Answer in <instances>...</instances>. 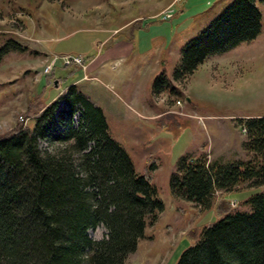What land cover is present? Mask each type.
<instances>
[{"label": "rangeland", "instance_id": "374dc122", "mask_svg": "<svg viewBox=\"0 0 264 264\" xmlns=\"http://www.w3.org/2000/svg\"><path fill=\"white\" fill-rule=\"evenodd\" d=\"M234 1L0 0V39L12 36L26 47L0 63V135L19 122L33 124V117L23 114L30 100L49 103L75 84L101 108L106 131L135 171L157 189L163 209L146 224L125 264H175L193 242L187 231L220 217L171 193L169 176L180 156L204 153L208 161L225 163L251 158L238 118L264 114V2L255 0L262 27L254 39L209 56L182 82L173 78L185 43ZM118 43L127 49H116ZM67 54L82 56L83 66L64 64ZM50 73L58 79L56 87L45 85ZM160 74L168 88L154 95ZM41 92L43 102L37 100ZM80 123L81 110L70 115L57 99L40 149L55 152L69 145L68 130ZM263 189L264 184L241 183L217 191L214 201L224 197L229 206L244 208V199ZM107 233L103 223L87 229L94 240Z\"/></svg>", "mask_w": 264, "mask_h": 264}, {"label": "trees", "instance_id": "16d2710c", "mask_svg": "<svg viewBox=\"0 0 264 264\" xmlns=\"http://www.w3.org/2000/svg\"><path fill=\"white\" fill-rule=\"evenodd\" d=\"M261 27L255 0H235L185 43L174 80L184 81L209 56L254 39ZM25 49L12 36L0 39V63L9 52ZM45 81L58 83L53 73ZM165 88L168 82L160 74L153 94ZM42 97L41 92L37 100ZM57 99L68 105L70 115L80 109L81 123L68 130L69 145L43 152L39 140L46 136ZM57 99L38 105L30 100L23 114L33 117V124L19 122L0 135V264H125L146 224L163 209L157 189L135 171L127 152L106 131L101 108L86 93L71 84ZM238 119L245 133L242 146L251 158L225 163L208 161L204 153L182 155L169 176L174 196L220 214L187 231L193 242L175 264H264V189L244 199V208L229 206L222 195L214 201L217 191L264 184V114ZM98 223L108 233L94 240L87 229Z\"/></svg>", "mask_w": 264, "mask_h": 264}, {"label": "built area", "instance_id": "2783aa9c", "mask_svg": "<svg viewBox=\"0 0 264 264\" xmlns=\"http://www.w3.org/2000/svg\"><path fill=\"white\" fill-rule=\"evenodd\" d=\"M61 59L62 62L67 65L76 63V64H81V66H83V58L80 55H70V54L62 55ZM51 69H52L51 65H47L45 67V72H49ZM177 103H180V101L177 100Z\"/></svg>", "mask_w": 264, "mask_h": 264}, {"label": "crops", "instance_id": "0c3cea01", "mask_svg": "<svg viewBox=\"0 0 264 264\" xmlns=\"http://www.w3.org/2000/svg\"><path fill=\"white\" fill-rule=\"evenodd\" d=\"M115 48L118 50H122V51L124 50L123 48L127 49V47L125 46V43H118L115 45Z\"/></svg>", "mask_w": 264, "mask_h": 264}, {"label": "water", "instance_id": "95a60500", "mask_svg": "<svg viewBox=\"0 0 264 264\" xmlns=\"http://www.w3.org/2000/svg\"><path fill=\"white\" fill-rule=\"evenodd\" d=\"M55 84H56V81H55Z\"/></svg>", "mask_w": 264, "mask_h": 264}]
</instances>
